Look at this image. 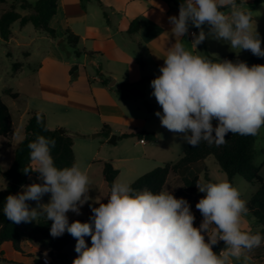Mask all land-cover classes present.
I'll use <instances>...</instances> for the list:
<instances>
[{"label":"clouds","instance_id":"1","mask_svg":"<svg viewBox=\"0 0 264 264\" xmlns=\"http://www.w3.org/2000/svg\"><path fill=\"white\" fill-rule=\"evenodd\" d=\"M168 22L175 43L166 48L160 74L150 82L151 95L162 109L155 112L161 126L182 134L180 139L192 147L201 142L219 147L229 133L257 136L264 127V64L249 66L219 57L214 61L188 50L183 39L190 34L188 44L197 50L212 37L236 53L246 50L264 58L251 11L237 0H183L178 16H169ZM190 27L199 32L190 33ZM42 112L36 114L37 125L44 123ZM55 144L39 134L28 143L35 167L23 171L38 173L42 182L21 185V192L9 194L3 214L16 224L42 215L52 222L53 238L70 234L78 254L72 264H249V253L264 242L259 232L245 227L247 200L228 180L196 183L204 194L195 205L202 216L197 227L188 200L170 191L138 190L117 180L106 203L93 200L87 170L76 163L58 168L51 154ZM46 194L48 203H41ZM30 200L37 202L36 208L29 207ZM85 204L92 213L88 221L69 223L67 213L80 215ZM85 237L91 238L90 247ZM221 241L224 248L214 251Z\"/></svg>","mask_w":264,"mask_h":264},{"label":"crops","instance_id":"2","mask_svg":"<svg viewBox=\"0 0 264 264\" xmlns=\"http://www.w3.org/2000/svg\"><path fill=\"white\" fill-rule=\"evenodd\" d=\"M17 1L9 3L6 9ZM27 1L35 4L38 0ZM237 1L244 10L251 11L263 39L264 3L254 5L255 0ZM18 12L22 16L30 14L29 10L18 9ZM173 15L178 16L177 8L165 0H58L57 14L50 22L56 31V39L49 37L47 50L37 69L40 103L34 111L43 110L50 129H63L78 135L73 137L75 161L77 148L88 150L90 158L94 159L97 155L93 151L96 148L95 139L101 138L102 143H109L112 136L117 137L115 143L131 140L139 147L130 155L114 158L110 161L112 165L115 161H121L127 167H132L140 160H159L165 165L181 159L187 143L180 139L182 134L170 132L161 126L155 112H162V109L151 95L153 89L150 86V82L160 74L159 67L164 63L162 58L166 55V48L175 43L168 22V17ZM135 21L138 28L131 33L129 30ZM13 26L9 41L14 39ZM68 30L80 40L73 54L69 53V58L65 60L60 46L66 44ZM192 30L199 32V29L190 27L189 32ZM204 30L208 31L207 25ZM183 39L190 43L192 37L189 34ZM188 43L185 44L188 50L208 59L235 56L234 59L247 62L251 57L248 51L236 53L228 43L212 37L198 45L197 50ZM76 52H80V55L77 56ZM144 78H148L144 85V98H121L117 95L116 89L122 84H135ZM104 80L108 82L107 85ZM212 123L216 126L217 121L213 120ZM104 126L110 129L108 138L100 135ZM124 134L142 136L122 138ZM258 136L264 140V127H261ZM141 138L145 139V143L140 142ZM255 150L256 155L259 153L262 157L261 165H256L261 173L264 144L256 148L255 143ZM209 157L190 168H206ZM205 178L208 180L207 173ZM256 191L257 188L252 195ZM90 214L91 211H87V217ZM24 250L25 253L16 251L11 242L1 244L0 264H36L34 259L39 258L40 249L27 242ZM42 253L47 260L39 259L49 264L53 258L46 252Z\"/></svg>","mask_w":264,"mask_h":264},{"label":"trees","instance_id":"3","mask_svg":"<svg viewBox=\"0 0 264 264\" xmlns=\"http://www.w3.org/2000/svg\"><path fill=\"white\" fill-rule=\"evenodd\" d=\"M90 1V0H82ZM176 5L179 12V6L183 3V0H170ZM5 3L6 0H0ZM239 4L240 2L237 1ZM264 3V0H255L254 5ZM18 9L29 10L30 14L22 16ZM58 0H38L35 4L29 3L27 0H18L12 3L1 15H0V39L9 41L12 35V26L16 22H19L21 27H25L28 24H32L36 30L45 32L49 37L56 39V31L50 26V22L57 14ZM226 10V9H222ZM138 28V22L135 21L131 24L130 32L133 33ZM80 38L76 36L71 30L67 31L66 44L71 47H76ZM65 44H61L63 47ZM262 47H264V38L262 39ZM251 55L248 60L249 66L253 64H264V58ZM76 55H80V52H76ZM230 59H234L235 56H230ZM211 60H214L211 58ZM19 64H15V70L19 67ZM76 69L73 68V70ZM148 81V78L142 79L135 84H122L116 89V93L121 98H144L145 90L144 85ZM104 84L108 82L104 80ZM12 98H16L17 94H10ZM38 111H33L29 114V119L24 128V137L16 148L13 163L9 169L2 171L0 168V174H2L8 180V185L5 189L0 190V245L5 242H11L16 251L25 253L24 247L28 242L31 246L37 247L41 252H46L51 258H64L63 249L74 238L65 232L61 237L53 238L50 235L51 221L46 218L33 220L31 222H21L16 224L8 220L3 214V205L5 198L9 194L19 193L21 185L27 182L29 176H39L36 172H30L25 174L23 169L25 167H35L29 159V149L27 147L30 141L35 140L36 136L44 135L47 138L55 139V147L51 149V154L54 158V162L58 168L70 167L75 161V153L73 148V137L77 134L64 130V133H60L58 129H50L47 124L45 114L43 115V125H37L36 114ZM47 127L48 131H44L43 128ZM14 132V124L9 107L0 99V138L10 139ZM101 136L108 138L110 136V129L108 126H104ZM259 135V133H258ZM257 136H241L238 134L229 133L226 136V143L217 147L215 145L209 146L206 142H201L198 147H192L188 144L185 145L183 155L176 163H167L163 167H158L142 176H140L135 182L130 184L134 189H149L154 193L164 191L169 177L171 175H180V173L192 166L204 162L209 156L214 157L217 161L220 169L227 175V180L233 183V179L236 176H240L248 183L257 187V191L247 201V207L249 214L254 217L256 222L261 225V231L259 232L264 236V179L260 175V167L254 164V158L256 156L255 143ZM132 136L141 137L142 134H124L122 138H129ZM142 139V138H141ZM264 165V162L263 164ZM104 179L107 183L109 193L112 183L117 178L119 171L116 170L111 162L104 163ZM199 181L198 177L193 179L182 178L183 185L189 189L190 192H194L196 183ZM92 215V213L90 214ZM90 215L87 218L82 219H69V223L79 220L81 222H87ZM194 226H196L194 224ZM88 244L91 245V238L85 237ZM219 246H214V251L218 252ZM36 264H46L39 258L34 259Z\"/></svg>","mask_w":264,"mask_h":264},{"label":"rangeland","instance_id":"4","mask_svg":"<svg viewBox=\"0 0 264 264\" xmlns=\"http://www.w3.org/2000/svg\"><path fill=\"white\" fill-rule=\"evenodd\" d=\"M12 1L14 0H6L5 4L0 2V15ZM13 33L14 39L11 41L0 39V99L9 107L14 124V132L11 138L8 139V141L2 137L0 138V168L2 171H6L11 167L16 148L24 137V128L28 122L29 114L39 107V85L36 75L40 61L47 50L49 42V36L45 32L36 30L32 24H29L25 28H20L19 24L15 23L13 26ZM60 47L65 56V60H67L70 54H73L74 48L68 44ZM27 53H30V55H27ZM15 64L20 65L17 70H15ZM12 93L18 94V96L12 98L10 95ZM22 115L23 120L21 122L20 119ZM94 142L96 148L93 149V151L97 154L96 158H90L88 150L77 148L76 164H79L82 169L87 170L92 181V189L89 195L93 197V200L97 198L98 201L106 203V197L109 196V189L104 179V164L101 162H110L113 161L114 158L127 154L130 155L131 152L136 151L139 147L135 146L134 141L131 140H120L112 144L110 142L102 143L103 140L99 138L95 139ZM260 144H264L262 136L257 137L256 148H258ZM136 162L137 163L132 167H127V165H124L121 161L113 162L114 168L119 171L115 181L119 180L120 182L132 184L140 176L158 167L164 166V163L159 160H140ZM261 163L262 157L261 154L258 153L254 158V164L261 165ZM206 173L208 174V180L205 178ZM260 175L264 179V167ZM196 176L200 178V183L227 180V175L221 171L217 161L211 156L206 162V168L203 166H196L183 170L178 176L171 175L164 191H170L177 198L183 197L188 200L191 205V210L196 217L194 224L198 227L202 220V216L199 211H195V205L204 194L198 192V189L194 193H191L182 183V178L186 177L193 179ZM33 182L41 183L42 181H40L37 176H31L23 185H28ZM7 185V178L0 174V190L5 189ZM233 185L239 189L241 197L245 200H248L253 191L257 188L240 176H236L233 179ZM21 191L22 189L20 187L19 192ZM49 199L50 194H46L42 198L41 203H48ZM26 203L30 208L37 207L36 201L30 200ZM90 203H92V201H90ZM87 211H91L88 204H86V207L83 206L81 208L80 215H76L69 211L67 216L69 219H85L87 217ZM43 218L45 217L41 215L35 220ZM245 220L247 228H250L253 233L261 231V225L256 222L252 215L248 214ZM75 244L76 239L74 238L63 249L64 258L52 259L49 264H72V261L78 255L74 250ZM86 244L89 247L91 246L87 242ZM249 256L251 258L249 264H264V242H262L260 247L254 248L249 253ZM39 258L47 260L45 254L39 256ZM236 264H239V262H236Z\"/></svg>","mask_w":264,"mask_h":264},{"label":"water","instance_id":"5","mask_svg":"<svg viewBox=\"0 0 264 264\" xmlns=\"http://www.w3.org/2000/svg\"><path fill=\"white\" fill-rule=\"evenodd\" d=\"M165 1L169 2L172 7L176 8V5H175V3L173 1H170V0H165ZM224 59H229V60H232L233 62H236L237 60H239V59H230V58H224ZM59 132L60 133H64V130L63 129H59ZM116 140H117V137L116 136H112L110 138L109 142L114 144L116 142ZM39 255L42 256L43 253L40 252Z\"/></svg>","mask_w":264,"mask_h":264},{"label":"built area","instance_id":"6","mask_svg":"<svg viewBox=\"0 0 264 264\" xmlns=\"http://www.w3.org/2000/svg\"><path fill=\"white\" fill-rule=\"evenodd\" d=\"M192 32H196V31H195V30H192L191 33H192ZM140 142H141V143H145V139L142 138V139L140 140ZM195 211L198 212L197 209H196ZM206 239H207V238H206ZM218 246H219V249H218V252H219L222 248H224L225 245H224V243L221 241V242L218 244ZM42 259H43V258H42ZM42 259H41V260H42ZM44 260H45V259H44ZM42 261H43V260H42ZM44 263H45V262H44Z\"/></svg>","mask_w":264,"mask_h":264}]
</instances>
